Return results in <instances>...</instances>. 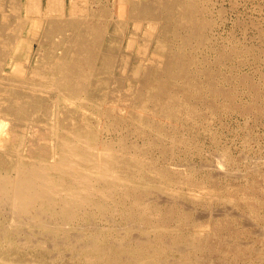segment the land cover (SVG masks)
Listing matches in <instances>:
<instances>
[{
	"label": "bare ground",
	"instance_id": "obj_1",
	"mask_svg": "<svg viewBox=\"0 0 264 264\" xmlns=\"http://www.w3.org/2000/svg\"><path fill=\"white\" fill-rule=\"evenodd\" d=\"M209 2L0 0V264L25 263L19 259L20 252H25L31 262L38 264L34 256L38 251L40 255H47L45 264H55L56 257L50 253L60 248L68 253L62 256L57 252L59 257L81 259L82 264H119L123 257L120 253L124 251L129 252L123 257L125 264H199L184 258L163 256L167 252L184 257V253L189 251L195 253L191 256H196L197 252L213 251L208 241L209 234L204 233L211 227L202 224L194 212L191 215L195 218L188 221L183 217L181 221L190 225L189 234L179 236L174 233L177 227L170 228L164 220L163 214L169 216L172 209L166 208L164 213L162 208L160 210L162 204L167 207L176 201L173 195L182 192V185L191 199L202 200L201 190L207 191L203 189L205 180H195L192 171L183 172L181 166H171L170 163L157 166L155 158L145 156L149 148L138 147L134 141L128 145L120 136L116 139L102 137L104 131L108 135L121 124L132 122L137 135L152 133L159 137L163 143L156 146H160V152L165 154L170 148L167 150V145L163 144L169 137L180 145H187L186 139L178 138L175 131L183 117L195 124V119L200 116L198 108L189 102L191 99L200 100L206 96L210 111L216 107V97L222 94L227 105L231 103L232 95L222 91L218 83L217 86L214 84L213 68L197 67L200 59L195 56L196 51L210 47L208 34L215 23L207 17ZM140 37L144 41L143 51L134 52L133 47ZM125 39L124 50L127 52L123 53ZM150 47L153 50L147 58ZM120 52L124 54L119 60L123 68L121 79L114 74ZM227 55L230 54L219 51L216 59ZM129 64H132L130 75L125 70ZM198 74L204 78L202 85L198 82L199 77H195ZM118 81H125L127 86L122 96L126 103L121 102L125 107L118 106L117 101L121 99L117 95ZM134 84L140 88L135 92L138 95L133 92ZM132 98L136 103L141 99L138 101L140 104H133ZM47 103L52 108L44 109L43 105ZM48 113L53 116V124L50 136L46 134L49 138L45 139L46 135L42 136L38 129L33 128L37 126V120ZM90 117L96 119L95 125ZM166 121L174 124L165 128ZM26 135L29 137L27 144ZM39 139L46 142L38 143ZM223 160L220 158L213 166L210 165L211 172L204 166L209 170L207 173H212L209 177L224 178L228 175L226 161ZM189 163L187 165L191 166ZM256 168L252 170L256 171ZM190 169L194 172L193 168ZM179 194L181 196L182 193ZM183 204L186 205L185 202ZM193 207L189 203L188 208ZM248 209L256 218L255 207L248 206ZM210 210L211 207L207 212ZM215 212L213 216L208 214L214 217ZM116 216L123 220L122 227H115ZM258 218L264 222V216ZM240 223L243 225L242 221ZM205 227L207 229L203 230ZM262 232L261 229L260 234ZM242 237L246 236L242 234ZM223 241L227 243L228 240ZM239 245H232L234 255L244 256ZM257 249L255 247V251ZM259 257L264 259V252Z\"/></svg>",
	"mask_w": 264,
	"mask_h": 264
},
{
	"label": "rangeland",
	"instance_id": "obj_2",
	"mask_svg": "<svg viewBox=\"0 0 264 264\" xmlns=\"http://www.w3.org/2000/svg\"><path fill=\"white\" fill-rule=\"evenodd\" d=\"M210 6H211V8H210ZM207 17L215 23H213V30L210 31L208 34L210 36V40H209L210 41L209 42L210 47L209 48H199L197 50L198 52L196 51L195 56L198 59H200V63L198 64L199 66L197 65V67L201 68V69L203 67L204 68H211V69L213 68L212 73H214V76H213L214 77L213 78L214 84L217 86V83H218V87L221 88L222 91L232 95L233 99H232L231 103H228V105H227V102H226L227 99H225L224 94H222V95L216 97V99H215L216 107L212 111H210L209 103L207 102L208 100H207L206 96H203L202 99H200V100H192L191 99L189 102L198 108V110L200 112L199 113L200 116L195 119V124L192 123L191 121L188 122L183 117L179 121L180 126H178L177 131H175V134L177 133L176 135L177 136L179 135L178 138L183 137L186 139L188 146L187 145L186 146L180 145L176 140H170V137H169V140L167 139L163 144V146L165 144L167 145V148L165 147L167 150L169 148L170 149L172 148V150L170 152H173L174 154L176 153L177 155L175 154L176 155L175 157L173 156L174 155L173 153L169 152L170 149L165 154L160 152V150H159V149H161L160 146H156V145H157V143L162 142V140L158 139L159 137H157L156 135H154L152 133H148L150 135H146V136L137 135V133L135 132V129H133L134 125L132 122L131 123L126 122L127 125L124 124L125 126L123 124H121L120 128L119 127L116 128L115 131L110 132L108 135H106V132L104 131L102 137L104 139L108 138V136H111L112 138L114 137L115 139L118 136L123 137L125 139V143L127 142L128 145L130 143L135 142L138 147L140 146L141 148H144L145 150L147 148H149L145 151L146 154L145 153L144 154H145V156H148L153 160L155 158L154 162H156L157 166H161V165L165 166L167 164L169 165V163H170L171 166L174 165L175 167L176 166L183 167V168L180 167L181 171H183V172L192 171V175H193L195 180H198V181H201V180L204 181L205 180L206 181L208 178V180L206 182L204 181V183H205L204 187L205 188H203V189H207L208 192L206 191V193H205L204 192L205 190H201V191H203V193H202L203 199L202 200L196 201V200L191 199V197H189L186 194V193H188L187 191H185L186 188L184 187V185H182L181 189H183V190H182V192L179 191V193H182L181 196H179L180 195L179 193L174 194L173 196H174V199L176 198L175 199L176 201H174V203L170 204L171 207L169 205H167V207H166V206H164L165 204H162L160 207V210L162 208V211L164 213V212H167L166 208H168V210L172 209V212L171 213L169 212V214H170L169 216H165L163 214V216L165 217L164 220H165V223L168 226H170V228H172L173 226H174V228L177 227V230L174 233L179 235V236H185V235L187 236V234H189V230L191 229L189 224L187 225L181 221L184 218H186V220L189 221L194 216L195 217L199 216L198 218H199L200 222H202V224L204 223L206 226L209 225L211 227L210 229H209V227H208V229L206 227L203 228V230L207 229L206 230L207 232L202 231V233L204 232L205 234L206 233L209 234L208 239H210V240H208V241H209L210 246L213 247V251L197 252L196 256H191L195 253L189 251L187 253L186 252L184 253V255H183L184 257H177L178 256L177 254L167 252L163 256V258H165V257L166 258H169V257L172 258L173 257V258H177V259H181V260H183V258H184L185 260L186 259L191 260V261L197 262L199 264L200 263H202V264H243V263L246 264L247 261L249 262L247 264H263L264 259L260 258L259 256H260V253L264 252V222L262 220H259L258 217L264 216V164H263L264 163L263 162L264 161V99H262L264 97V0H214V1L210 0L209 12L207 13ZM130 27H131V25L129 26V28ZM214 38H216L217 40ZM142 41L143 40L141 39V37L139 40L137 39V45L135 43V45L133 47L134 52H137V50L143 51V49H141V47L143 46L144 41L143 42ZM214 41H217V42H214ZM124 44L126 45V39L122 45L123 46V49H122L123 53L127 52L124 50V47H125ZM215 44H216V46H215ZM34 48H36V45H34ZM245 48H246V50H245ZM205 49H207V50H205ZM152 50H153V47H150V49H148L147 58H150ZM235 50H237L238 53ZM241 50H243V51L245 50V51L244 52L242 51V53H241ZM219 51H223V52L225 51L226 53H229L230 55H227V57L222 58V59H218V58L216 59ZM239 51L241 54L239 53ZM123 53L120 52V55L117 56L118 64L116 65V67L114 69V74L119 79H121V77H122L121 69H123V68H121L122 65H120L121 62L119 60L121 59V56L124 55ZM207 53H208V55H207ZM206 55H207V57H206ZM199 56H201V57H199ZM32 57H34V56H32ZM229 57H230V60H229ZM201 60H203L204 62ZM205 60H206V62H205ZM222 60H223V62H222ZM211 61L213 64L217 63V64H214L215 68L213 67V64L211 63ZM214 61H216V62H214ZM220 63H222V65L224 63L225 67L222 66ZM219 64L221 67L219 66ZM131 66H132V64H129V65H126V67H125V70H126L128 75H130ZM208 66H210V67H208ZM230 70H231V73H230ZM227 73H228V75H227ZM222 75H225V76H222ZM237 75H239L240 77ZM246 75H247V78H246ZM218 76H220V77H218ZM227 76H229V77H227ZM230 76H232V77H230ZM195 77L198 78L199 74L196 75ZM221 79H224L225 81L221 80ZM203 81H204L203 77L198 78V82H200L201 85L203 84ZM245 81H247V82H245ZM118 82L119 83H118L117 95L121 96V99L117 101L118 106L119 107H125V105L122 104L125 102V101H123L122 96L125 94V89L127 88V86L125 85L126 84L125 81H118ZM229 82H230V84H229ZM139 89H138V85H136V84L133 85L134 94H136L135 92H138ZM136 95H138V94H136ZM134 100H135V98H132L133 104L136 103V101H134ZM138 101L140 102L141 99L137 100V103H136L137 105L140 104ZM49 105H50V103L43 105L44 109L46 108V110H48V108L49 109L52 108L51 106L49 107ZM211 115H212V117H211ZM42 117H40L37 120L41 124L39 122H37L38 124L36 127H38V128L34 127L33 129L34 130L38 129L37 131L42 136L44 135V137L46 134L50 136V130H51L50 126L53 124V120H52L53 116L49 115V113H48L46 116L43 117V119L47 118V120L46 119L43 120ZM90 119H91V123L93 125H95L96 119L94 117H90ZM77 121L80 122L79 119H77ZM128 124H130L129 127H128ZM165 124H166L165 128H169V126L174 124V122L172 124H169V122L166 121ZM167 125H169V126H167ZM181 125H183V127L184 126L185 127L183 128ZM127 130H128V132H127ZM116 131H117V133H116ZM195 131H197V132H195ZM201 131H202V134H201ZM178 132H180V133L178 134ZM104 133H105L106 137H105ZM120 133H121V135H120ZM185 134H186V136H185ZM194 134H195V136H194ZM245 134H246V136H245ZM47 135H46L45 139H47V137L49 138V136H47ZM182 135H184V136H182ZM27 137L28 136L26 135V138H25L26 141L24 140L25 144H27V141L29 139V137L28 138ZM129 138H130V141H129ZM141 138H143V139L141 140ZM45 139H39L38 143L39 142L40 143L46 142ZM150 139H151V141H150ZM152 139L154 142L152 141ZM144 140H147V141H144ZM157 140L159 142H157ZM148 141L151 142L150 145H149ZM140 142H142V144L144 143V146L140 145L141 144ZM113 143H115V142H113ZM146 143H148V144H146ZM168 144H170V146H168ZM177 145H179V147ZM150 149H152V152ZM187 149L188 150L190 149V150L188 151ZM193 149H195V151H197V152L193 151ZM185 150H186V152H185ZM157 151H158V153H157ZM168 152L173 157H171V155ZM201 152H203V153H201ZM182 153H184V154H182ZM187 153H189L190 155L188 156ZM156 154H158L159 157ZM167 154H168V156L166 157L165 155H167ZM162 155L166 158V160H165V158H162L163 157ZM196 155H198V157ZM218 155L220 156V158L222 160L224 159L223 161H226V166H227L228 171H229L228 175L224 176V178H223V176L209 177V176H211L212 173L211 174L207 173L209 170L211 172L210 165L213 166L215 164L216 160L217 161L220 160ZM242 155L244 156L243 157L244 159L241 158ZM169 156L173 159L169 158ZM180 156L181 157L183 156L182 157L183 159ZM216 157H217V159H216ZM188 158H189V160H188ZM159 159H161L163 163ZM202 159L205 161H208V163L205 161L202 162L203 161ZM250 159L256 160L257 163H254V164H253V162L251 163L250 161H252V160H250ZM211 160L213 163L210 162ZM248 160H250V161H248ZM166 161H168V162H166ZM189 161L193 166L187 165V163ZM160 162H161V164H160ZM200 162L204 165L202 166V164H200ZM193 163H195V165ZM163 164H165V165H163ZM179 164H181V165H179ZM198 164H200V165H198ZM197 165L199 166V169H197L199 172L196 170V168H198ZM205 165L209 170H207V168L204 167ZM249 165H252V166L250 167ZM200 166L203 167V169ZM254 167H257L256 171L252 170V169H254ZM190 168H193V169L195 168L194 172ZM201 169H202V171H201ZM231 171H236V172H231ZM237 173L241 177L238 176ZM229 174H232V175L229 177ZM233 174L236 176L234 177ZM202 178H204V179H202ZM210 191H212L211 194H209ZM204 193H205V195H204ZM184 194H186V196ZM206 195L209 197L206 198L207 197ZM177 196H178V199H177ZM183 196L185 199L183 198ZM211 196H213V197H211ZM214 197H215V199H214ZM177 200H179V203L177 202ZM182 200H185V201H183V203L185 202L186 205L181 202ZM206 201H207V204L205 203ZM213 201H215V202H213ZM188 202L190 203V206H194V207L188 208L189 207ZM192 202H194V203H192ZM211 203H213V204L210 205ZM191 204H193V205H191ZM228 204H229V206L227 207ZM183 205L185 207H187V206L188 207L184 208ZM217 205H218V209H217ZM248 206L255 207V210L257 213L256 218H255V215H253L251 213V211L248 209ZM210 207H211V210H213V211L211 212V210H210V212H207V211H209ZM228 208H230V209L232 208V209L229 210ZM245 208L247 211L245 210ZM193 209L194 210L198 209L200 212L198 210L197 211L195 210L196 211L195 212ZM214 209H217L218 212L217 211L215 212ZM226 209H228L227 210L228 213H230L231 211L234 210L233 212L235 213V216H234V214H232V212L230 214H228L227 212H226L227 214L224 213L226 211ZM175 210L179 212V215H178V212H176ZM201 210L202 211L204 210L206 212L203 213ZM219 211H220V214H218ZM193 212L195 214L194 216H192ZM213 212H215L214 217H212ZM208 213L212 216H210ZM250 213H251V216H249ZM205 214L206 215L208 214L209 217L206 216ZM237 214H240L241 216H239ZM227 215L229 217H227ZM201 216H202V218H201ZM238 216L240 218H238ZM219 218H223V219H219ZM246 218H248V220L249 219L250 220L249 221L245 220ZM244 220H245V222H244ZM240 221L243 222V225H242V223H240ZM247 221L250 222V224L247 223ZM122 222H123V220H121L119 217L116 216L114 218V223L116 224V226H115L116 228L118 227L117 225H119V227L120 226L122 227L124 224ZM225 222H226V224H225ZM176 224H178V225L176 226ZM242 226H244V228H240ZM260 228L263 231L262 234H260L261 233ZM243 229L246 230L244 233H242L244 231ZM257 229L259 230V232H257L258 231ZM247 230H248V232H247ZM255 230H257V231H255ZM211 231H213V233ZM250 232L251 233L253 232L252 233L253 236ZM246 233H247V235H246ZM242 234L246 237H242V239H241ZM212 235H214V237ZM220 236H221V239L218 240L220 238ZM247 236H248V238H247ZM261 236H263V237H261ZM224 238L228 241L230 239V241L229 242L227 241V243H226V241H223V240H225ZM243 238H245L246 240L245 239L243 240ZM239 241H241V242H239ZM243 241L246 244H244ZM235 242L238 245L241 243L239 246H242L243 252L245 253L244 256H235L234 255L232 245H235L236 244ZM232 243H234V244H232ZM247 243H248V245H247ZM230 246H232V248ZM255 247H256V249L258 248L257 249L258 251H255ZM218 251H220V252H218ZM57 252H61L62 256L65 253H68V251L66 249L64 250L63 248L56 249V250L54 249L53 251H51L52 254L50 253V255L56 257L55 264H82L83 263V261L81 259L80 260L79 259L78 260H70V259H68L67 256H64V258L62 259L61 257H59L56 254ZM254 252H255V254H254ZM24 253L25 252H20L19 255H21V256L19 257V259L21 261H24L26 264L27 263L34 264L33 262L30 261L31 258H29V256L26 253L25 254ZM247 253H250V254H247ZM187 254H188V256H187ZM120 255L123 257L128 256L129 252L124 251V252H121ZM34 256H35V260L38 261V264H45V262L48 261L47 255L45 253H41V255H40V253L38 251V252H36V254ZM186 256H187V258H186ZM123 257H122V260L119 261V264H125L126 260ZM194 257H196V258H194ZM212 257L214 260L213 259L211 260ZM224 257H225V259H224ZM233 257H234V259H233ZM245 258H246V260H245ZM256 258L257 259L260 258L259 259L260 262H259V260H256ZM160 259H161V257H160ZM236 259H238L237 261H239V262H237ZM254 260H256V261H254ZM64 261H65V263H64ZM208 261H210V262H208ZM25 263H22V264H25Z\"/></svg>",
	"mask_w": 264,
	"mask_h": 264
}]
</instances>
